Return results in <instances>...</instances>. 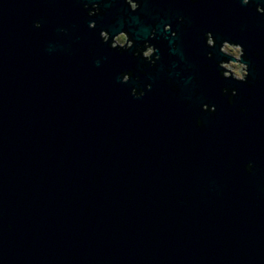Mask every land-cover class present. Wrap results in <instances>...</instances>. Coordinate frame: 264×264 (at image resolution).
<instances>
[{
  "label": "water",
  "instance_id": "95a60500",
  "mask_svg": "<svg viewBox=\"0 0 264 264\" xmlns=\"http://www.w3.org/2000/svg\"><path fill=\"white\" fill-rule=\"evenodd\" d=\"M83 2L0 0V264H264V16L239 0H120L92 18ZM125 15L137 38L154 20L178 31L177 54L152 41L160 69L139 99L118 77L140 66L99 39ZM206 31L243 44L252 87L217 77Z\"/></svg>",
  "mask_w": 264,
  "mask_h": 264
},
{
  "label": "clouds",
  "instance_id": "9594fccd",
  "mask_svg": "<svg viewBox=\"0 0 264 264\" xmlns=\"http://www.w3.org/2000/svg\"><path fill=\"white\" fill-rule=\"evenodd\" d=\"M120 0H84L83 9L88 17L103 16L108 13L112 7L119 3ZM145 0H123V5L128 12L135 13L144 6ZM193 5L197 4L199 0H189ZM242 6L252 5L256 13L264 16V0H239ZM144 19V14L141 13L138 20ZM178 22L181 27L187 29L188 25L184 23V17H178ZM128 17L124 16L123 21H118L113 18L112 24L115 28L110 30L102 28L99 31V39L101 43L107 44L109 49L114 50L120 54L130 53L132 58L136 60L139 67V74L133 70H126L119 73V81L121 84H131L130 94L132 97L139 99L142 98L146 91L152 89L151 82H145L142 77L149 75L154 76L160 69V49L152 41L156 40L157 33L159 32L163 39L168 40L170 44L169 55L177 54L179 49L178 31L172 29L169 23H163L161 20H154L149 29L147 26L142 25L141 31L143 36L137 38L136 35L127 27ZM33 27L39 29L41 27L40 21H34ZM97 27L96 20L91 19L88 23L90 30H95ZM61 32L67 33L66 28H61ZM169 33L171 34L169 37ZM142 40V42H141ZM204 48L206 51V58L215 62V69L217 77L220 80L233 81L237 83L247 84L252 87L256 81L251 77V72L255 71V65L251 64L247 51L242 43L230 40L227 38H217L212 31H206L202 36ZM253 55L259 56L258 53ZM182 58V57H181ZM96 65L100 64V60L95 61ZM207 67V65H205ZM171 73V69H166ZM195 81V76L192 77ZM174 90L179 89L175 81L171 82ZM198 92L194 91L193 95ZM220 95L226 98L229 106H233L236 102V97L239 95V89L234 86H224L220 89ZM243 104V98H241ZM201 111L214 115L216 107L213 104L203 103ZM240 112H245L246 109L241 107ZM196 126L203 127V118L198 116L196 119ZM254 165L249 162L245 165V170L251 174ZM11 229L12 225H7Z\"/></svg>",
  "mask_w": 264,
  "mask_h": 264
}]
</instances>
